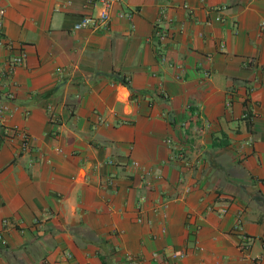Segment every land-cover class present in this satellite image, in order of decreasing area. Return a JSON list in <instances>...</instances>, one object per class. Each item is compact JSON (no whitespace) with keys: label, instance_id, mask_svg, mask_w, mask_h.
Listing matches in <instances>:
<instances>
[{"label":"crops","instance_id":"crops-1","mask_svg":"<svg viewBox=\"0 0 264 264\" xmlns=\"http://www.w3.org/2000/svg\"><path fill=\"white\" fill-rule=\"evenodd\" d=\"M0 9V264H264V0Z\"/></svg>","mask_w":264,"mask_h":264},{"label":"built area","instance_id":"built-area-1","mask_svg":"<svg viewBox=\"0 0 264 264\" xmlns=\"http://www.w3.org/2000/svg\"><path fill=\"white\" fill-rule=\"evenodd\" d=\"M101 4V9L100 11L95 14V15H83L81 16L78 20H76L72 28H81V27H88L92 29H105L107 27V23L109 20V8L111 4L115 0H97ZM162 9L160 10V15L158 16V19L154 25L153 29V35L158 39L162 40L166 37L169 36L170 32L168 30V27H166L162 22L161 14H162ZM117 15H125V16H130L131 12L127 10H118L116 11ZM1 16H2V9H0V25H1ZM8 42L3 39V37L0 35V45H5ZM159 58L163 59V54L160 52L159 53ZM25 59V52L23 50L18 51L17 53L11 54L6 58L4 66L0 67V72L1 73H7L9 74L12 72V69L16 66L19 65L20 63L23 62ZM1 109V107H0ZM1 132L4 135H9V134H14L16 133L15 130L10 128L9 126H2L1 127ZM18 135H20L21 138V145L25 146L26 145V135L25 133H21L17 131ZM264 240V239H263ZM249 238L247 236H242L239 246L240 249H246L247 245L249 244ZM264 245V243H263Z\"/></svg>","mask_w":264,"mask_h":264},{"label":"trees","instance_id":"trees-1","mask_svg":"<svg viewBox=\"0 0 264 264\" xmlns=\"http://www.w3.org/2000/svg\"><path fill=\"white\" fill-rule=\"evenodd\" d=\"M120 81H121L122 83H124V84H127V81H126V79H124V78H120Z\"/></svg>","mask_w":264,"mask_h":264}]
</instances>
